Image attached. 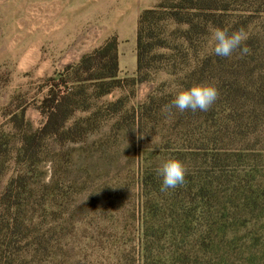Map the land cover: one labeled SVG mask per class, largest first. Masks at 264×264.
<instances>
[{"label":"rangeland","instance_id":"rangeland-1","mask_svg":"<svg viewBox=\"0 0 264 264\" xmlns=\"http://www.w3.org/2000/svg\"><path fill=\"white\" fill-rule=\"evenodd\" d=\"M160 1L0 0V132L11 141L9 148H18L19 132L45 125L42 106L52 90L66 91L76 84L69 66L109 40L119 45L118 33L129 30L142 10ZM134 76H119L118 86L102 97L96 96L94 83L84 84L76 97L80 106L65 127L44 139L40 155L23 166L15 163L14 155L7 163L1 188L17 170H28L41 196L30 208L37 227L47 238L55 228L58 239L61 232H69L66 252L54 261L44 257V264H114L116 249L136 246L141 217L147 216L149 239L158 247L181 248L185 264H221L215 257L205 260L200 250L210 243L207 222L218 217L214 193L206 200L209 213L203 214L194 203L184 220L185 209L172 219L169 211L150 217L146 210L149 198L140 189L141 165L154 167L158 175L159 166L170 157L183 161L186 170L196 162L192 153L177 154L172 147L178 145L161 139L160 133H142L144 138L137 139L140 133L132 129L128 116L168 76L159 72L141 84L133 82ZM117 100L122 102L120 110L109 111V104ZM229 200L226 228L210 234L215 237L211 241L228 248L232 264H248L251 254L256 264H264V187ZM149 201L151 212L165 207ZM60 241L64 244L65 238ZM246 247H251L249 254ZM127 258L131 263V256Z\"/></svg>","mask_w":264,"mask_h":264},{"label":"trees","instance_id":"trees-1","mask_svg":"<svg viewBox=\"0 0 264 264\" xmlns=\"http://www.w3.org/2000/svg\"><path fill=\"white\" fill-rule=\"evenodd\" d=\"M169 26L172 29L168 32ZM216 27L243 29L247 39L242 47L247 48V53L237 49L231 57L215 56L210 29ZM117 45L116 40H109L67 68L69 75L74 74L76 84L67 87L68 82L63 81L66 91L52 90L42 106L47 117L45 125L19 132L17 149L14 145L9 148L11 141L0 132V264H44V257L54 261L66 252L69 232H61L58 239L55 228L53 237L47 238L37 227L30 208L41 196L29 180L28 170H17L2 188L1 178L12 155L19 166L30 163L40 155L44 139L65 127L80 106L76 97L84 84L94 83L97 97L118 86L121 79ZM136 53L134 83L149 82L159 72L168 78L160 88L154 87L128 118L134 127H139L138 133H160L161 139L178 145L172 147L177 154L192 153L196 162L192 170L187 169L183 185L166 191H161L162 178L152 172L154 167L141 165L140 189H145L149 200L165 205L151 212L147 200L146 210L150 217L169 211L172 219L185 209L184 220L187 207L194 203H198L203 214L209 213L206 200L214 193L218 217L212 224L207 222L204 229L210 243L200 250L205 260L215 257L221 264H232L228 248L212 242L215 237L210 234L226 228L229 199L264 187V0H162L139 14ZM199 83L215 84L218 90L217 100L207 111L180 112L170 107L179 91ZM121 103L112 102L107 109L120 110ZM148 222V216L141 217L136 246L116 249L111 261L114 258V264H185L181 248L165 250L149 239ZM61 238H65L64 244ZM250 248L246 247L248 254ZM129 256L131 263L126 261ZM254 257L251 254L246 262L256 264Z\"/></svg>","mask_w":264,"mask_h":264},{"label":"clouds","instance_id":"clouds-1","mask_svg":"<svg viewBox=\"0 0 264 264\" xmlns=\"http://www.w3.org/2000/svg\"><path fill=\"white\" fill-rule=\"evenodd\" d=\"M210 32L212 53L215 56L221 58L231 57L237 49H240L242 54L247 53V48L242 47L243 42L247 39V34L243 29L230 31L228 27H216L210 29ZM217 98L218 90L215 84H193L191 87L179 91L172 99L170 107H174L180 112L186 110L205 112L214 104ZM137 128L139 127L132 129L136 130ZM141 133L137 139L144 138V134ZM186 171V166L180 159L170 157L164 160L157 170V174L162 178L161 191L175 189L183 185Z\"/></svg>","mask_w":264,"mask_h":264},{"label":"crops","instance_id":"crops-1","mask_svg":"<svg viewBox=\"0 0 264 264\" xmlns=\"http://www.w3.org/2000/svg\"><path fill=\"white\" fill-rule=\"evenodd\" d=\"M151 6V5H150ZM137 18L129 30H121L118 45L119 76L136 75L137 72Z\"/></svg>","mask_w":264,"mask_h":264}]
</instances>
